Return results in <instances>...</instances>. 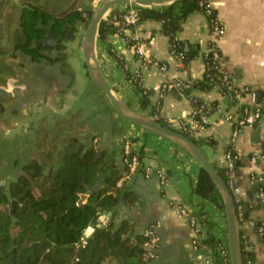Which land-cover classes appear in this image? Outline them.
<instances>
[{
  "label": "crops",
  "instance_id": "crops-1",
  "mask_svg": "<svg viewBox=\"0 0 264 264\" xmlns=\"http://www.w3.org/2000/svg\"><path fill=\"white\" fill-rule=\"evenodd\" d=\"M99 1L101 0H93V3L96 5ZM209 1L215 12L214 15L225 28L218 40L219 48L224 56L223 69L239 88L249 86L257 92V95L259 91H263L264 96V0ZM22 2V0H11L5 7L1 20L7 24V30L9 28L14 30L18 26V19L14 20L11 12L16 10L14 7L16 5V14L19 13ZM77 8L82 9L81 6ZM9 22H12L11 25ZM78 22L79 24L75 25L65 24L59 35H53L50 32L45 35L44 38H48L46 45L49 47L47 54L54 58V62L43 58L41 64L32 63L29 55L19 54L15 56L19 58L16 63L18 66H13L11 61L14 63L15 60L12 56L9 55L8 60L5 57L2 58V62H6L9 68L14 67L15 72L8 78L7 86H0L14 92V98L16 95L18 99L20 97L18 107L22 108V115L31 112L39 119L51 113H65L85 91L86 88L83 86L88 83V80L84 77L87 68L79 31L82 20L79 19ZM162 26V20L146 18L139 22L136 29L144 42L143 54L148 58L165 62L166 70L146 62V59L140 57L119 32L111 33L109 41L125 64L121 66L117 56L108 50L107 43L98 38L97 55L101 69L121 99L128 103L131 101L130 104L133 107L154 117L150 114V106L144 109L140 107L135 86L127 77L128 71L140 70L143 86L154 89L151 100L159 101L164 117L178 129L182 122H192L191 95L212 105L209 112V126L204 131L193 135L204 138L206 141L213 140V143H205L207 149L204 145L202 147L218 168L226 167L227 151L230 148L235 147L237 150L232 174L238 188L235 198L249 214L248 219L243 221L242 227L244 235L252 244L255 264H264V234L259 231V225L264 224V198L259 195L260 183L262 182L264 186L263 132L254 124L244 126L242 134L234 144L231 140L233 121L229 118L231 114L233 116L239 114L241 104L253 103L252 96L246 92L233 101L216 85L208 89L198 86L188 88L172 86L163 96H160V88L167 79H183L192 82L203 78L206 68L205 52L212 38L208 14L204 11L191 12L183 22L178 36L185 41L197 42L200 45V53L186 65L181 56L171 51L170 38L162 32ZM5 38H8V35ZM43 66L50 68L49 72ZM24 70L33 74V80L17 82L16 78ZM14 86L18 88L14 90ZM21 94L24 96L21 97ZM99 95L103 97V100L109 101L103 92H99ZM13 113L16 114V112ZM92 124L90 131L87 130L89 136L99 134L95 140L97 139L100 144L103 133L107 132L111 142L107 148L116 149L117 160L122 154L124 156L123 140L125 143H130L141 159V166L135 171L132 179L121 182L122 184L128 181L127 186L135 193L136 199L131 208L121 203L119 216H128L136 220L140 230H143L144 226L151 221L159 220V228L163 234L164 255L168 263L200 264L205 256L211 253L204 246L193 244L192 240L196 232L187 218L180 213L178 207L182 203L191 206L190 186L191 182H195L197 178L201 166L199 161L165 135L123 118L111 103L107 109L95 116ZM256 154H258L257 158L253 159L252 157ZM148 164L166 169L169 181L164 187H160L155 175L150 177L145 175L144 166ZM125 166L124 161L121 167ZM258 176L262 178L261 181L256 180ZM193 199L200 200L197 197ZM209 205L211 207L213 204ZM212 209L215 210V219L222 234L221 228L224 229L223 221L225 222L226 218L222 211H216L215 207ZM110 215L111 211L100 217L105 220Z\"/></svg>",
  "mask_w": 264,
  "mask_h": 264
},
{
  "label": "trees",
  "instance_id": "trees-1",
  "mask_svg": "<svg viewBox=\"0 0 264 264\" xmlns=\"http://www.w3.org/2000/svg\"><path fill=\"white\" fill-rule=\"evenodd\" d=\"M10 1L0 0V54L12 48V56L29 55L32 63L39 64L43 58L54 62V58L47 54L48 38H44L47 32L59 35L65 24H79V19L89 23L94 11L90 8L85 14L75 6L76 0H22L20 12L16 14V5V10L11 12L14 20L18 19V26L7 30V24L1 18ZM123 3H126L124 8L131 4L137 6L140 21L146 18L162 20V32L169 36L175 52L182 54L184 64L199 55L200 45L180 39L178 32L191 12H207L206 4H201L200 0H176L152 5ZM120 10V7L110 9L112 12ZM208 17L210 21L216 18L213 8ZM117 31L118 27L112 21L103 18L98 38L107 43L108 50L117 56L123 66L125 61L113 50L109 41L110 34ZM6 35L8 38H5ZM205 62L203 78L192 81L191 86L208 89L220 80V72L212 66L211 56L205 54ZM43 68L47 72L50 70L47 66ZM86 73L91 79L88 69ZM127 75H130L129 71ZM132 84L141 108L150 106V114L154 118L177 128L164 117L159 102L151 100L154 89L136 80ZM99 92L102 90L98 86L92 88L89 83L66 113H51L40 120L32 132L20 138L25 150H17L19 138L9 141L0 134V148L17 169L7 184H0V264H169L162 241L155 247H149L146 244L148 236L139 229L138 222L128 216H119L120 204L133 207L136 195L128 188V181L118 185L127 166H120L116 149L105 148L100 153L99 142L95 141L99 134L96 133L92 134V139L89 134L69 136V132L75 129L90 131L95 116L109 107L110 100L108 97V102L103 100ZM10 98L0 92L1 114L10 112L4 103ZM191 101L195 104L202 100L192 96ZM185 133L201 146L206 142L213 143L212 139L206 141L190 132ZM123 143L125 145V140ZM24 155L28 156L27 159L23 158ZM218 170L230 186L226 167ZM82 193H88L86 199L82 198ZM194 197L200 200H194ZM189 198L193 213L206 226V235L198 245L208 244L213 248L215 259L223 262L219 244L224 238L228 240L227 229L221 228L224 233H220L215 210L212 209L215 207L225 216L223 194L203 166H200L195 182H191ZM235 202L243 264H255L252 244L242 227L249 214L243 207L240 208L241 203L236 198ZM210 203L213 204L211 207ZM241 210L243 215H240ZM109 211L111 215L101 219L100 216ZM90 226L93 230L86 235ZM158 231L163 238L162 230L159 228Z\"/></svg>",
  "mask_w": 264,
  "mask_h": 264
},
{
  "label": "built area",
  "instance_id": "built-area-1",
  "mask_svg": "<svg viewBox=\"0 0 264 264\" xmlns=\"http://www.w3.org/2000/svg\"><path fill=\"white\" fill-rule=\"evenodd\" d=\"M201 4H206L207 6V14L211 13L212 6L209 0H200ZM104 18L109 19L118 27V31L124 39L136 50L137 54L140 57L146 59L145 61L148 63L158 65L162 70L167 69V64L163 61L157 60L155 58H148L143 54L144 42L141 40L138 32L137 26L140 22L139 12L137 6L131 4L125 8H121L119 12H112L108 10ZM211 24V32L212 38L210 39L209 44L205 54L211 56L212 66H214L218 72L220 80L215 84L219 87V89L231 98L233 101L239 96H242L243 93H250L252 96L253 103H243L241 104L240 112L237 116H233L232 114L229 118L233 121V131L231 140L235 144L238 137L242 134L244 126L247 125H255L260 128L263 132V140H264V96L261 101L257 99V92L254 89H251L249 86L239 88L233 81V78L225 72L223 69L224 56L219 48L218 40L219 37L224 33L225 28L224 24L218 20L217 18H213L210 21ZM171 51L182 57V54H178L175 52L173 45L171 44ZM144 55V56H143ZM130 75H127L128 80L132 83L133 81H138L142 84V76L140 70L129 71ZM172 86H177L179 88H188L191 86L190 81H186L183 79H167L163 82L160 88V96H163L164 93L171 88ZM194 96L191 95L190 98ZM197 97V96H196ZM258 100V101H257ZM159 102V101H158ZM192 102V101H191ZM215 105V104H214ZM159 107L161 109V105L159 103ZM212 108V105H209L205 101L196 102L193 104L192 110V122L184 121L180 126V130L183 132H190L191 134H196L198 132L204 131L210 123L209 112ZM95 141H98L97 139ZM132 147L130 143L126 142L124 146V161L127 166V171L122 175V177L118 180V184L125 179H130L133 173L138 169L141 165V159L138 153H132ZM236 151V153L233 152ZM237 150L235 147L230 148L227 151V174L230 179V188L232 189L233 194L236 196L238 188L233 178V170L235 168V160L237 158ZM263 155H264V144H263ZM258 154L254 155L252 158L256 159ZM144 173L147 177L155 175L158 178L160 187H164L168 181L169 176L164 167L157 165H145ZM256 180H262L261 177L258 176ZM259 195L264 198V186L259 187ZM180 213L185 216L189 222V224L194 228L196 232V236L193 238V244L197 246H204L209 250L211 254L205 256V258L201 261L200 264H230L231 263V255H230V247L229 242L226 238L219 244V251L221 253L223 262H218L215 259L213 248L208 244L204 243L198 245L202 240V237L206 235V226H204V222L201 221L199 216L193 213V208L187 204H179L178 205ZM240 208L242 205L240 204ZM240 215H243V211H240ZM226 218V217H225ZM226 220V219H225ZM245 221V220H244ZM224 229H227V220L225 221ZM159 226L160 221H154V223H149L143 228V233L148 236V240L146 244L149 247H155L159 245L162 241L161 235L159 234ZM259 231L264 234V224L259 225ZM221 233V232H220ZM224 230L222 229V235ZM225 237V236H224Z\"/></svg>",
  "mask_w": 264,
  "mask_h": 264
},
{
  "label": "water",
  "instance_id": "water-1",
  "mask_svg": "<svg viewBox=\"0 0 264 264\" xmlns=\"http://www.w3.org/2000/svg\"><path fill=\"white\" fill-rule=\"evenodd\" d=\"M176 0H101L97 7L94 9L90 22L85 29L82 36V50L84 59L87 65L88 72L91 79L102 90V92L108 97L110 102L115 106L120 115L137 125L146 127L150 130L156 131L166 137L170 138L191 155H193L200 163L201 166L206 168L213 176L217 184L219 185L225 206V214L227 220V238L230 247L231 264H243L239 221L236 209L235 196L229 187L228 183L218 170V168L212 163L204 148L198 144L191 136L181 131L180 129L162 124L156 118L145 114L137 108L130 105L128 102L121 99L112 86L107 81L97 55V39L98 28L101 20L104 18L105 13L112 7L122 2H136L144 5L152 4H166ZM215 13V12H214ZM81 21V19H80ZM0 92L6 95H13V92L3 86H0ZM263 97V91L258 92V100L261 101ZM87 130H72L69 132V136L87 135ZM92 135L89 136L92 139ZM83 143V141H81ZM111 144L107 132L103 133V137L99 144L100 153L103 149L109 147ZM123 154L118 158L120 166H123ZM82 198H86L88 193H82ZM93 230V226L88 227L86 235H89Z\"/></svg>",
  "mask_w": 264,
  "mask_h": 264
},
{
  "label": "rangeland",
  "instance_id": "rangeland-1",
  "mask_svg": "<svg viewBox=\"0 0 264 264\" xmlns=\"http://www.w3.org/2000/svg\"><path fill=\"white\" fill-rule=\"evenodd\" d=\"M39 1H42V0H39ZM99 3H100V1H99ZM98 4L95 5L93 3V0H76V2H75V6L76 7L81 6V8L85 12V14H87L88 9H90V8L95 9ZM124 6H126V3L122 2V3H119L118 5H116L114 7H123L124 8ZM81 24L82 25H81L80 30H79L80 34H81L80 38H82L83 33H84L85 29L87 28L89 23H87L86 21H83V22H81ZM97 38H98V35H97ZM10 44H11V42H10ZM97 44H98V41H97ZM7 46L8 47L10 46L9 43H7ZM11 52H12V48H9L8 50H6V52L4 54H2V55L0 54V85L7 86L8 85L7 84L8 78L11 76V74H13L15 72L14 67L5 68L7 63L2 62V60H3L2 58H4V57L6 58V60H8V56L11 55ZM12 59L15 60L14 61L15 64L11 61L12 65L18 66L16 63H18L19 58H15V56H12ZM19 62H21V60ZM84 77L87 78L88 83L84 84L83 87L88 88L89 83L91 84L92 88L94 86H97L96 83H94L93 80L88 77L86 72H85ZM80 78L82 79L81 75H80ZM16 80H17V82H21V81H23V82L28 81L29 82L30 80L32 81L33 80V74H30L29 72H27V70L21 71L20 76L18 78H16ZM12 85H13V83H12ZM16 85H17V83H16ZM16 88H18V87L14 86V90H16ZM13 94H14V92H13ZM20 96L22 97V96H24V94H21ZM10 97L11 98L9 100L4 101L5 105L8 106V110H10V112L7 111V113H6V111H5L3 114L0 113V134L3 137H7L9 139V141H12L14 139L17 140L19 138L17 141L16 148H17V150H25L24 146H22L20 143L21 142L20 138L23 137V135L25 136V134H27V132H32L33 129L35 128V126L39 123V121L43 120V118L48 116V114L45 116H41V118H39V119H38L37 115H32L31 112H28L26 114L27 116L22 115L23 110L21 107H18L19 103H20V97H19V99H18V95H16L15 98L13 97V95H10ZM74 104H75V102L73 103V105ZM70 108H68L67 111ZM35 110H37V109H35ZM67 111H65V113ZM13 112H16V114H14ZM65 126H66V124H65ZM204 147H205V149H207V146H205V144H204ZM2 150L3 149L0 148V154L2 155L0 157V184L1 183L7 184L9 182L10 178L15 175L14 173H15V170H17V169L11 165V158L7 157ZM27 157L28 156H26V155L23 156L24 159H27ZM225 217H226V214H225ZM222 221H223V219H222ZM223 224H225L224 221H223Z\"/></svg>",
  "mask_w": 264,
  "mask_h": 264
},
{
  "label": "bare ground",
  "instance_id": "bare-ground-1",
  "mask_svg": "<svg viewBox=\"0 0 264 264\" xmlns=\"http://www.w3.org/2000/svg\"><path fill=\"white\" fill-rule=\"evenodd\" d=\"M95 38H97V37H95Z\"/></svg>",
  "mask_w": 264,
  "mask_h": 264
}]
</instances>
